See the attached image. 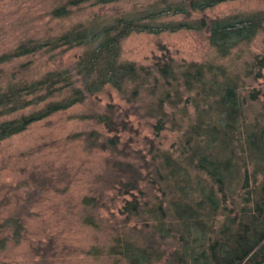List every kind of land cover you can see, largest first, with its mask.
Listing matches in <instances>:
<instances>
[{
	"label": "trees",
	"instance_id": "trees-1",
	"mask_svg": "<svg viewBox=\"0 0 264 264\" xmlns=\"http://www.w3.org/2000/svg\"><path fill=\"white\" fill-rule=\"evenodd\" d=\"M92 1L98 5L111 4L110 10L119 11L120 0H58L52 10L60 4L62 12L56 14L64 15L65 9H80L81 5ZM165 1L168 0H162ZM222 1L226 0H185V9L174 4L163 5L166 11L184 12L183 18L171 21L166 28L205 33L209 46L220 59L228 57L238 47H244L247 52L255 35L264 33V9L219 17L194 15ZM141 8L143 10L144 6ZM154 10L142 11L136 18L156 23L158 12ZM132 15L119 16L102 30H114L116 25L118 29L125 26L130 30L156 28L146 22L134 24ZM80 26L73 23L64 34L55 37L53 47L91 43L100 33L92 27ZM40 39H27L33 51L51 43V40ZM115 52V45L111 46L110 40L104 39L94 53L89 49L82 52L81 58L88 66L81 67L79 72L84 70V86L90 91L86 78L98 65L97 78L101 85L109 84L118 91L126 106L121 111L118 103L107 102L102 110L84 114L82 117L100 124L102 130L92 127L74 135L82 136L88 147L107 152L104 173L99 176L104 187L130 196L121 207L124 217L120 223L125 227L133 220L132 230L113 227L114 239L107 253L121 256L127 264H263L264 101L260 97L264 91L249 87L246 79L256 81L263 76L264 54L250 51L244 59L241 75L218 61L167 57L163 61L138 63L120 61ZM15 55L10 52L0 60L4 63ZM62 73L58 71L53 80L61 79L58 75ZM53 80L40 78L38 84L47 87ZM67 85L71 86L72 82ZM34 87L35 84L22 85L18 91ZM56 89L60 86L51 91ZM184 93L193 106L191 112L187 100L182 99ZM76 94L72 100L46 101L39 111L17 120L0 121V139L22 130L34 119L89 95L80 90ZM12 97L11 90L3 91L0 87V107L6 106L0 109V115L30 104L25 101L21 105L13 104ZM44 97L41 95L38 100ZM133 116L144 117L143 121L151 130V135L142 137L145 151L131 149L130 138L122 140L125 131L140 132L132 123ZM166 128L178 131L171 148H164L160 141ZM251 172L254 173L251 175ZM143 184L148 188H143ZM101 195L102 191L87 195L86 206L97 207ZM83 215L86 223H94L91 212ZM180 221L187 223L189 229L179 226ZM8 225L18 241L23 227L20 218L10 216L0 223V230ZM137 234L143 237L149 234L152 240L141 239ZM6 239L0 238V248Z\"/></svg>",
	"mask_w": 264,
	"mask_h": 264
},
{
	"label": "rangeland",
	"instance_id": "rangeland-1",
	"mask_svg": "<svg viewBox=\"0 0 264 264\" xmlns=\"http://www.w3.org/2000/svg\"><path fill=\"white\" fill-rule=\"evenodd\" d=\"M184 1L120 0L117 9L121 14L115 9L110 10L111 4L98 5L92 1L81 5L80 9L67 8L64 15H57L62 9L61 5L52 9L58 0H0V57L10 52L17 54L8 57L4 63L0 60V87L3 91L9 89L13 92V104L30 103L1 114L0 121L17 120L37 112L46 101L72 100L77 96V90L89 94L84 100L34 119L22 130L0 139V223L13 216L20 218L23 224L18 241L12 236L10 225L0 230V238L7 237L0 248V264H127L121 256L109 254L107 250L114 239L113 227L132 230L130 226L134 224L133 220L128 221L125 227L120 223L124 217L121 207L130 196L104 187V181L99 176L104 173L102 170L105 169L107 152L90 148L82 136H74L92 127L102 130L100 124H93L90 119L82 117L84 114L102 110L107 102L118 103V110L122 111L126 102L112 86L101 85L97 78L98 65L95 72L86 78L91 92L85 89L84 70L80 73L79 69H84L88 63L82 60L81 54L87 49L94 53L99 43L107 38L111 46L115 45V53L120 61L151 63L167 57L176 60H212L225 64L241 75L244 74V59L250 51L264 54L263 32L255 35L247 46V52L244 47H238L228 57L220 59L209 46L205 33L187 28L167 29L171 21L183 18L184 12L166 11L163 5L174 4L184 8ZM150 9L158 12L154 20L156 23L136 18L142 11ZM257 9H264V0H226L194 15L219 17ZM125 15L134 16V24L146 22L152 24L148 26L156 28L130 30L125 26L118 29L116 25L114 30H102L104 25H110L119 16ZM73 23L81 25V28L92 27L100 33L91 43L87 41L72 47H53L52 40L64 34ZM33 37L51 40V43L33 51L27 42ZM77 62L85 63L79 65ZM22 63L24 65H20ZM100 66H103L102 62ZM58 71H63L59 78H65L54 81ZM261 71L263 76L256 81L252 78L246 80L249 87L264 91V67ZM44 77L53 80L47 87L38 84V80ZM69 81L72 82L71 86L67 85ZM31 84H35L33 90L18 91L22 85ZM59 86L60 89L51 91ZM41 95L45 96L44 99L38 100ZM260 98L264 101V95ZM182 99L187 100V108L191 112L193 106L188 94L184 93ZM244 102L242 105H245ZM131 119L140 132L133 134L125 131L122 140L130 138L131 149L145 151L142 137L144 134L151 135V130L143 121L144 117L133 116ZM161 135L162 146L171 148L177 140L178 131L166 128ZM142 187L148 188L147 184ZM99 191H102V195L98 199V206L88 208L84 198ZM190 207L194 206L190 203ZM87 211L93 214L94 223L84 221L83 214ZM179 226L189 229L184 221H180ZM137 235L141 239L152 240L149 234L144 237Z\"/></svg>",
	"mask_w": 264,
	"mask_h": 264
}]
</instances>
